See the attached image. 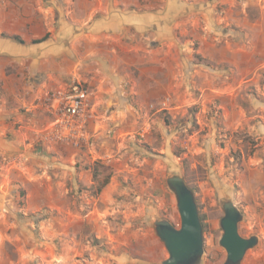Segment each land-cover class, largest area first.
<instances>
[{"label": "rangeland", "instance_id": "1", "mask_svg": "<svg viewBox=\"0 0 264 264\" xmlns=\"http://www.w3.org/2000/svg\"><path fill=\"white\" fill-rule=\"evenodd\" d=\"M140 2L158 16L130 41L133 63L76 76L92 89L98 124L78 147L48 135L47 98L72 81L50 85L51 62L67 50L65 11L38 0L45 39L24 46L48 68L33 73L24 58L22 81L49 86L21 119L0 114V264H159L168 251L155 222L181 221L173 172L195 194L207 264L226 261V200L244 214L240 233L259 236L241 264H264V0Z\"/></svg>", "mask_w": 264, "mask_h": 264}, {"label": "crops", "instance_id": "2", "mask_svg": "<svg viewBox=\"0 0 264 264\" xmlns=\"http://www.w3.org/2000/svg\"><path fill=\"white\" fill-rule=\"evenodd\" d=\"M51 2H61L59 4L65 11L60 22L64 25L65 32L62 33V38H59L66 42L67 50L63 63L51 62L53 66H50L49 76L56 78L55 84L50 85H66L74 81L76 76H80L81 72L103 70L112 75L118 72L120 65L132 64L135 57L129 53L134 49L130 41L147 35L153 23L152 18L158 16L148 10L153 3L141 4L140 0H51ZM158 6L159 4L155 3V7ZM159 17L161 20V15ZM44 23L47 22L40 14L38 0H0V114H3L4 119L10 117L12 113L21 119V107L33 106L34 100L42 95L49 84L39 85L36 89L24 84L22 81L24 58L29 57L33 73L44 71L48 66L37 62V49L30 45L25 47L24 43L3 37L1 33L19 35L33 45L35 40L46 35ZM68 45H71L70 48ZM50 55L55 57L56 53L52 52ZM153 59L154 62L157 61ZM162 60H166V56H160L159 68ZM151 61L153 62L152 58ZM9 65L14 71L13 76L7 75ZM155 65L156 63H153L151 67L154 68ZM67 74H71L72 79L62 82L61 78ZM90 127L92 132H95L98 124L91 121Z\"/></svg>", "mask_w": 264, "mask_h": 264}, {"label": "water", "instance_id": "3", "mask_svg": "<svg viewBox=\"0 0 264 264\" xmlns=\"http://www.w3.org/2000/svg\"><path fill=\"white\" fill-rule=\"evenodd\" d=\"M167 183L175 191L181 221L179 226L161 219L155 222V231L168 251V256L159 264H202L205 254L204 227L195 194L177 172L172 173ZM243 216L233 201L224 208L220 220L223 229L220 244L227 257L223 264H241L247 251L259 243L258 235L246 237L240 233L239 223Z\"/></svg>", "mask_w": 264, "mask_h": 264}, {"label": "built area", "instance_id": "4", "mask_svg": "<svg viewBox=\"0 0 264 264\" xmlns=\"http://www.w3.org/2000/svg\"><path fill=\"white\" fill-rule=\"evenodd\" d=\"M47 103L54 115L48 130L49 137L73 146H87L92 137L90 122L94 116L92 89L74 80L52 90Z\"/></svg>", "mask_w": 264, "mask_h": 264}, {"label": "trees", "instance_id": "5", "mask_svg": "<svg viewBox=\"0 0 264 264\" xmlns=\"http://www.w3.org/2000/svg\"><path fill=\"white\" fill-rule=\"evenodd\" d=\"M1 35L3 37H10V38H12V39H14L16 41H19L21 43H24V40L19 35L9 34V33H6V32H2ZM44 39L45 38H42L40 40H35V41L40 42V41H42ZM95 178L98 179V175L97 174L95 175ZM107 183H108V178H106L103 182H99L98 185H97V190L100 191Z\"/></svg>", "mask_w": 264, "mask_h": 264}, {"label": "flooded vegetation", "instance_id": "6", "mask_svg": "<svg viewBox=\"0 0 264 264\" xmlns=\"http://www.w3.org/2000/svg\"><path fill=\"white\" fill-rule=\"evenodd\" d=\"M230 203H231V200H226V201H224V202H223V206H224V208H225L227 205H229ZM161 221H163V222H167V221H165V220H161ZM204 239H205V236H204ZM202 264H207V258H206V257H203Z\"/></svg>", "mask_w": 264, "mask_h": 264}]
</instances>
